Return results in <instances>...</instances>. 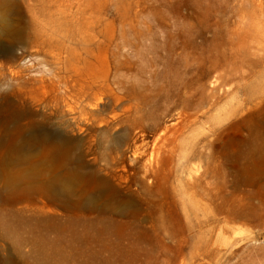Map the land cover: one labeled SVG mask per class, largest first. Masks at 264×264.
Wrapping results in <instances>:
<instances>
[{"label":"rangeland","instance_id":"obj_1","mask_svg":"<svg viewBox=\"0 0 264 264\" xmlns=\"http://www.w3.org/2000/svg\"><path fill=\"white\" fill-rule=\"evenodd\" d=\"M65 3L71 52H0V255L264 264V0ZM65 138L79 177L54 199L46 184L66 169L38 160Z\"/></svg>","mask_w":264,"mask_h":264},{"label":"bare ground","instance_id":"obj_2","mask_svg":"<svg viewBox=\"0 0 264 264\" xmlns=\"http://www.w3.org/2000/svg\"><path fill=\"white\" fill-rule=\"evenodd\" d=\"M65 2L66 0H0V52L5 55L8 62L16 61L20 56H18L19 53H17V50H19L18 47L22 48L21 46L23 44L28 43L36 45H47L52 48V53H61L64 47L67 48L68 53L73 50L69 45H66L68 41H72L73 35L70 33L69 21H66L64 19V16H66L69 7V3ZM67 28L68 30L63 32L65 33V35L63 36L61 29L63 30ZM4 62L6 61L4 60ZM9 71L11 70L9 69ZM115 127L116 125L114 122L107 121V127L105 131L109 132ZM19 130L20 131L17 133L18 137H23L24 133H28L27 129L19 128ZM47 134L48 133H44V135ZM126 135V133L118 134L115 137L116 143H120L121 137H126ZM61 139H59L60 145L56 147V150L59 152V157H56L55 155H52L49 158L47 156H43L40 160H38L44 162L49 161L54 166L56 165L66 169L65 174L52 175L48 179L45 191L48 195L51 196V198L54 199L61 198L63 194L71 193L73 191V184L79 177L78 167L74 168L72 165H70V162L72 160L70 151L71 147L74 146L73 142L69 138H65L64 140ZM64 144H67L68 147H63ZM12 149H17V146ZM144 154L145 150H140L139 147H137L134 150L131 159H133V161H138L142 159ZM9 160V156L0 152V171L2 170V168H5L6 166H8V164H10L9 162L11 160ZM151 161L149 159H145V161L143 162V170L145 175L157 174L159 172V167L157 166L156 168ZM2 175H4V173ZM45 181L46 180H44V182ZM0 192L2 193L3 191L1 190ZM68 206L70 207V205ZM3 224L4 228L6 229L5 232L7 233V235L20 234L22 226L16 221L6 219ZM16 253H18V258L12 255H0V264H30V256L32 255L33 257L36 256V260L45 262L49 261L50 256L46 249H38L35 252H32V255L24 254L20 250H17Z\"/></svg>","mask_w":264,"mask_h":264}]
</instances>
